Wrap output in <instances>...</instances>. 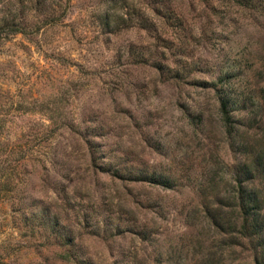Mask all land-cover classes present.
I'll return each mask as SVG.
<instances>
[{
  "label": "rangeland",
  "instance_id": "rangeland-1",
  "mask_svg": "<svg viewBox=\"0 0 264 264\" xmlns=\"http://www.w3.org/2000/svg\"><path fill=\"white\" fill-rule=\"evenodd\" d=\"M258 152L264 0H0V156L25 155L0 193V264H255L238 200L262 201L264 234Z\"/></svg>",
  "mask_w": 264,
  "mask_h": 264
},
{
  "label": "trees",
  "instance_id": "trees-1",
  "mask_svg": "<svg viewBox=\"0 0 264 264\" xmlns=\"http://www.w3.org/2000/svg\"><path fill=\"white\" fill-rule=\"evenodd\" d=\"M226 1V0H225ZM232 3H237L239 5L243 6H252L254 4V0H228ZM174 13V12H173ZM167 18L172 17V12L168 11L166 13ZM13 31H19L21 28L18 26H14L12 28ZM156 69H158L159 73L161 75H164L165 77H176L177 79H181L183 73L178 70L172 71L169 66H166V64L159 60H153L151 62ZM173 73V74H172ZM199 83L201 81H198ZM228 98L222 97L220 99V105L219 110L222 113V116L224 120L227 122L230 117V103ZM228 132H231V130H227ZM19 142V141H18ZM17 141H14V143L18 144ZM261 156V153L258 152L256 158L259 161L257 165L260 166L264 164V161H261L259 157ZM8 160V162L4 166V160ZM25 155H19L14 156L11 158H2L0 156V193H2L3 197H9L13 198L14 195H17V192H19L20 188H18V184L21 183L24 180V172H25ZM247 165V164H245ZM9 167L8 170L6 168ZM242 168V167H240ZM105 170L110 171L111 173L115 175H119L122 178H129L136 181H148L151 183H160L165 186L172 185V180L169 176L155 173L154 171L149 172L148 170H141L138 173H131L125 174V172H121L119 168L112 166L111 164H106ZM10 173L8 174L7 173ZM243 173L250 172L248 167H244ZM19 189V190H18ZM14 199V198H13ZM262 201L256 200L255 196H245L243 193L240 194L239 200H238V209L241 214V220L239 223V230L243 234V237H246L247 241H249V244L251 246V249L253 251V260L255 264H264V234H262V223L263 220L259 221V217L254 215L252 212V209L256 207H261ZM207 214L211 218L212 223L216 227H221L226 229V231H230V239L231 242L235 243L238 242V234L237 236H234L232 234L234 230L232 227L236 225V221L232 222L230 218H225L221 214L216 211V208H212L211 206H206ZM233 223V224H232ZM49 226L54 229L55 227V221L52 220L48 224ZM51 229V230H52ZM237 230V231H239ZM62 237V236H61ZM240 241V240H239ZM140 264H147L144 262H141Z\"/></svg>",
  "mask_w": 264,
  "mask_h": 264
}]
</instances>
